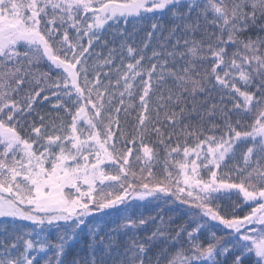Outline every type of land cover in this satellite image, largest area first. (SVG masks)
I'll use <instances>...</instances> for the list:
<instances>
[{
	"label": "snow or ice",
	"instance_id": "6c2138e0",
	"mask_svg": "<svg viewBox=\"0 0 264 264\" xmlns=\"http://www.w3.org/2000/svg\"><path fill=\"white\" fill-rule=\"evenodd\" d=\"M0 264H264V0H0Z\"/></svg>",
	"mask_w": 264,
	"mask_h": 264
},
{
	"label": "trees",
	"instance_id": "16d2710c",
	"mask_svg": "<svg viewBox=\"0 0 264 264\" xmlns=\"http://www.w3.org/2000/svg\"><path fill=\"white\" fill-rule=\"evenodd\" d=\"M155 207V205H152V206H149V211L152 209V208H154ZM181 207H183V206H178V205H171V204H169L168 206H166L165 208H164V214H165V216L167 217L168 215H175V216H177V217H179L180 216V211H179V208H181ZM169 208H171V209H177V211H175V212H169L168 211V209ZM140 211H144V209H140ZM113 219H115V218H113Z\"/></svg>",
	"mask_w": 264,
	"mask_h": 264
}]
</instances>
